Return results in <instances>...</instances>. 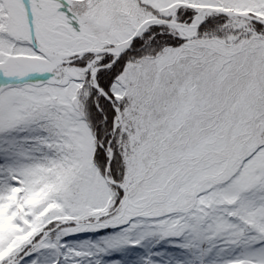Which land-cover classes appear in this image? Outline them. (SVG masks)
Returning <instances> with one entry per match:
<instances>
[{"label": "snow or ice", "instance_id": "snow-or-ice-1", "mask_svg": "<svg viewBox=\"0 0 264 264\" xmlns=\"http://www.w3.org/2000/svg\"><path fill=\"white\" fill-rule=\"evenodd\" d=\"M0 264H264V0H0Z\"/></svg>", "mask_w": 264, "mask_h": 264}]
</instances>
